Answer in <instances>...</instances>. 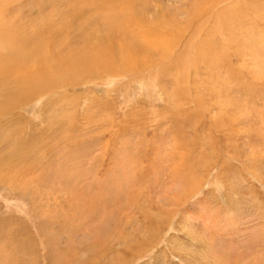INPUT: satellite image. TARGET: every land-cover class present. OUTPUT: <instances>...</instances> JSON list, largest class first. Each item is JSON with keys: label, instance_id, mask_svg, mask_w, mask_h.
Here are the masks:
<instances>
[{"label": "rangeland", "instance_id": "rangeland-1", "mask_svg": "<svg viewBox=\"0 0 264 264\" xmlns=\"http://www.w3.org/2000/svg\"><path fill=\"white\" fill-rule=\"evenodd\" d=\"M223 1L132 0L111 34L155 65L0 109V264H264V0ZM84 2L0 0V33Z\"/></svg>", "mask_w": 264, "mask_h": 264}, {"label": "bare ground", "instance_id": "bare-ground-1", "mask_svg": "<svg viewBox=\"0 0 264 264\" xmlns=\"http://www.w3.org/2000/svg\"><path fill=\"white\" fill-rule=\"evenodd\" d=\"M238 1L240 3L243 0ZM81 5L89 7V10L93 9L98 18L104 20V22L98 21L99 24H108V30H102L94 20H89L74 29L75 25L64 18L56 24V19L50 16L46 18L50 21L49 25H41L29 33L1 31L0 109L3 110V114L9 115L22 103H29L28 101L35 97L74 85L82 78L94 76L97 69L127 73L137 68V64L142 65L144 62L150 65L156 64L153 57L157 55L152 47L155 39L147 38L142 44L134 39L124 44L111 34L114 24L122 26L118 32H131L130 29L136 27L140 17H135L133 14L132 0H85ZM244 9L241 7L238 11L232 10L235 11L234 15L241 18L244 16ZM78 12L81 14L79 10ZM105 14L111 15L105 16ZM77 15L80 19L84 18L82 14ZM92 69L94 72L91 73ZM6 164L5 162L4 165L0 158V173Z\"/></svg>", "mask_w": 264, "mask_h": 264}]
</instances>
